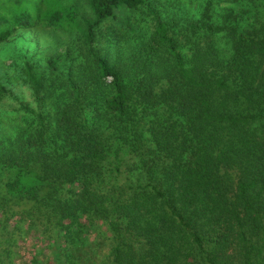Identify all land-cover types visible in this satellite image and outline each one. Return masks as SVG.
<instances>
[{
  "label": "trees",
  "instance_id": "trees-1",
  "mask_svg": "<svg viewBox=\"0 0 264 264\" xmlns=\"http://www.w3.org/2000/svg\"><path fill=\"white\" fill-rule=\"evenodd\" d=\"M163 1L0 0V43L47 33L0 75V264H264V0Z\"/></svg>",
  "mask_w": 264,
  "mask_h": 264
},
{
  "label": "rangeland",
  "instance_id": "rangeland-1",
  "mask_svg": "<svg viewBox=\"0 0 264 264\" xmlns=\"http://www.w3.org/2000/svg\"><path fill=\"white\" fill-rule=\"evenodd\" d=\"M162 3L163 9L171 13L177 5L172 4L169 1L158 0L157 4ZM185 4V3H184ZM150 5H139L134 8L125 7L119 5L116 8L114 17L109 18L102 26L103 32V45L107 44V36L114 38L120 43L113 45L108 50V55L112 58L115 57L119 62H123L125 65L126 59L137 49L136 43L142 41L144 43L149 41L151 30L154 28L155 19L152 18ZM46 33L45 29L37 27L31 29L30 32L14 34L13 38L0 43V75L2 77H8L12 71H15L17 62H21L25 57L31 56L36 51L37 54L34 58L43 57L47 51L40 42L39 39ZM53 35L63 36L59 32H51ZM47 34V33H46ZM30 38L36 43V48L29 43ZM64 47V46H62ZM107 78L106 81H108ZM13 97L7 99L11 104L16 106L20 102H33V95L31 90L27 87L15 85L11 89ZM16 97L17 99H11ZM34 105V103H33Z\"/></svg>",
  "mask_w": 264,
  "mask_h": 264
}]
</instances>
